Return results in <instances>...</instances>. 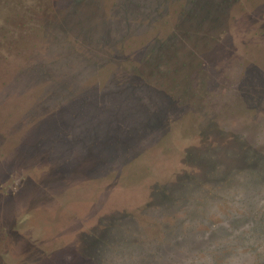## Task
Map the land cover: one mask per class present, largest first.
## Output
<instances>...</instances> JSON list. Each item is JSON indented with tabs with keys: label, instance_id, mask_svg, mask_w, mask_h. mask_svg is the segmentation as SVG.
<instances>
[{
	"label": "rangeland",
	"instance_id": "rangeland-1",
	"mask_svg": "<svg viewBox=\"0 0 264 264\" xmlns=\"http://www.w3.org/2000/svg\"><path fill=\"white\" fill-rule=\"evenodd\" d=\"M34 1L0 0V30L30 36L20 44L0 37V80L9 70L34 80L16 87L9 107L0 84V264H105L123 230L147 225L185 185L233 172L264 178V154L226 149L230 141L209 134L219 125L201 103L244 35L236 21L260 24L264 8L243 0ZM75 58L84 77L78 102L58 107L68 119L62 127L28 108L46 94L48 69L69 70ZM86 81L99 83L90 110ZM64 94L71 97L59 100ZM12 112L24 123L19 133ZM70 127L77 141L67 146L61 132ZM60 212L70 233L55 240L45 220L63 222Z\"/></svg>",
	"mask_w": 264,
	"mask_h": 264
},
{
	"label": "clouds",
	"instance_id": "clouds-1",
	"mask_svg": "<svg viewBox=\"0 0 264 264\" xmlns=\"http://www.w3.org/2000/svg\"><path fill=\"white\" fill-rule=\"evenodd\" d=\"M105 264H264V178L185 185L147 225L123 230Z\"/></svg>",
	"mask_w": 264,
	"mask_h": 264
},
{
	"label": "flooded vegetation",
	"instance_id": "flooded-vegetation-1",
	"mask_svg": "<svg viewBox=\"0 0 264 264\" xmlns=\"http://www.w3.org/2000/svg\"><path fill=\"white\" fill-rule=\"evenodd\" d=\"M241 2L251 5L254 11L264 8V0ZM263 24L264 21L256 25L236 21L237 31L244 35L236 40L238 46L232 50L229 61L217 66L219 76L202 93L201 100L207 121L219 125V131L209 134L227 139L230 142L225 143L226 149L230 147L233 152L249 158L256 157V152L264 154Z\"/></svg>",
	"mask_w": 264,
	"mask_h": 264
},
{
	"label": "trees",
	"instance_id": "trees-1",
	"mask_svg": "<svg viewBox=\"0 0 264 264\" xmlns=\"http://www.w3.org/2000/svg\"><path fill=\"white\" fill-rule=\"evenodd\" d=\"M40 0H35L34 2H39ZM6 25H8V23H5ZM2 30H0V37L2 39H9L11 40L12 39V43H16L17 44L21 43L24 39V38H29L30 36L27 34L26 36L23 34H20L17 30H14L13 28H7L5 26H2ZM9 27H11V25L9 24ZM43 27V26H42ZM45 28V27H43ZM25 39V40H26ZM31 57L27 58V60H29ZM78 59V58H77ZM15 60H20V58H17ZM24 62V61H23ZM20 64L22 65L21 61H20ZM25 64V63H24ZM77 62H76V58L74 60H70V63H69V66H68V69L69 70H60L59 73L56 72L57 70H49V72H47V76H46V80L44 82H46L45 84V87L44 89H47V92L46 94L42 97L41 99V102L38 103L36 102L35 105H30L28 109H30L31 112L37 114V115H40V117L42 116L43 119H47L49 120L50 118H52L53 120L54 119H57L58 121H60V125L63 127L64 125V122L65 120L68 121V119H66V116L61 113V109H59L58 107H61L63 106L64 104L67 103V101H72L73 104H76L78 101V91H79V80L80 78L83 79V75L81 74V71L78 70L77 68ZM103 67V66H102ZM80 71V72H79ZM13 71L12 70H9L7 71V73H5L3 75V81L0 80V84L2 82L3 85L6 89L8 88L10 90L9 92V99H7L6 101V104L7 102H9L12 98H13V95H12V92H14V90L16 89V87L18 88H23L24 84L26 86H29L31 81H34L32 78H25L24 74L20 75L19 73H14L12 74ZM18 74V75H17ZM15 75H17V78L16 79H13L15 77ZM31 80V81H29ZM86 84H89V88H88V96L86 98V104H85V107L87 110H90V106H92L93 104V100L95 98L94 96V90L96 89L95 85L97 86V84L99 83H96V82H90V81H86L85 82V85ZM1 89V88H0ZM43 89V90H44ZM78 89V90H77ZM63 92H68L71 94V97H67L65 96L64 94V97H62L61 100H59V95H62ZM106 94L108 96V93H105V97H106ZM32 96L34 97V94L32 93L30 96H26L24 100H22L23 102H26L28 101L29 99H32ZM21 98H19V96L16 97V100L13 101L14 103H18V101H20ZM96 99V98H95ZM9 100V101H8ZM39 100V98L37 99ZM58 101V102H57ZM54 103V104H52ZM56 103L58 105H56ZM54 105V106H53ZM104 105V104H103ZM102 105V106H103ZM7 106L9 107V105L7 104ZM57 108L58 110H55V108ZM105 108V106H104ZM101 109V108H100ZM53 110V111H52ZM14 113L12 112V117H9V120L11 121V129L12 130H16L13 131L14 133H19L20 130H22L24 128V123L22 122V119H20L19 117H16L13 118L15 115H13ZM84 115V114H83ZM97 116H98V119H100V115L99 113H97ZM21 117V116H20ZM74 117L77 118V115H75ZM53 123V121H52ZM70 126V124L68 125ZM65 128V127H64ZM51 130V131H50ZM64 130V129H62ZM53 129H49V134H50V137H49V140H48V144H51V148L53 149V151L56 149H59V147L57 146V140L54 138V139H51V133H53ZM8 128H6V131L3 132V135H5L6 133H8ZM65 132H67V137L68 139H64V142L67 146L69 145H74L75 141V136L77 134V131L74 129V127H70V129H66L64 130L63 132H61V134H64ZM88 132L91 134V132L89 131L88 129ZM118 133V136L120 137L121 136V132L119 130L116 131ZM21 134V133H20ZM93 134V133H92ZM52 141V143H51ZM62 142V141H61ZM79 143H82V144H86V140H82V139H79L78 141ZM61 144V143H60ZM23 146H30V144H25ZM69 160V161H68ZM72 161L71 159L67 158V161L66 163ZM97 172H99L97 169H95ZM93 172V171H92ZM169 184H173V183H169ZM168 184V185H169ZM71 214H74V213H77L75 210H71ZM78 214V213H77ZM99 219V217L97 218ZM96 219V220H97ZM81 224V223H80ZM81 226H85L83 227L84 230H86L87 226L85 224V222H82V225ZM82 229V228H81ZM80 229V230H81ZM82 260V259H81ZM83 262H85V259L83 260ZM91 262V261H90ZM90 262L88 264H90ZM79 264H83L82 262H79Z\"/></svg>",
	"mask_w": 264,
	"mask_h": 264
},
{
	"label": "water",
	"instance_id": "water-1",
	"mask_svg": "<svg viewBox=\"0 0 264 264\" xmlns=\"http://www.w3.org/2000/svg\"><path fill=\"white\" fill-rule=\"evenodd\" d=\"M49 211H50V214L51 215H55L54 211H52L50 209H49ZM60 213L63 216V219H64L63 222H60V221L59 222H57V221L51 222L50 220H45L46 219L45 218L46 214L44 213V215H43V220H45L47 223H49V226H50L49 227L50 229L49 230H46L45 229V232H46V234L48 236H51L52 235L53 236V239H54V236H55V240H56V234H57V232H58L57 237L59 239L65 237V235H67V234L70 233V232H67V231L70 230L69 227H68V225H70L71 219L68 216V214H66V213L64 214L63 212H60ZM78 226H80V225H78ZM51 242L48 241V243H51Z\"/></svg>",
	"mask_w": 264,
	"mask_h": 264
}]
</instances>
